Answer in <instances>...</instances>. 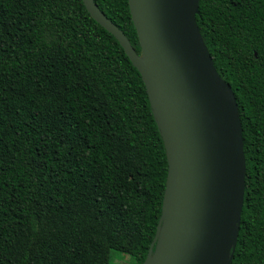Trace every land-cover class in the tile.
<instances>
[{
	"label": "trees",
	"instance_id": "trees-1",
	"mask_svg": "<svg viewBox=\"0 0 264 264\" xmlns=\"http://www.w3.org/2000/svg\"><path fill=\"white\" fill-rule=\"evenodd\" d=\"M93 1L140 54L127 0ZM195 21L242 127L231 264H264V0H199ZM167 171L141 76L83 1L0 0V264H142Z\"/></svg>",
	"mask_w": 264,
	"mask_h": 264
},
{
	"label": "water",
	"instance_id": "water-1",
	"mask_svg": "<svg viewBox=\"0 0 264 264\" xmlns=\"http://www.w3.org/2000/svg\"><path fill=\"white\" fill-rule=\"evenodd\" d=\"M82 1L139 72L166 152L161 216L142 264H231L245 186L242 127L200 37L199 0H127L140 54L93 0Z\"/></svg>",
	"mask_w": 264,
	"mask_h": 264
},
{
	"label": "rangeland",
	"instance_id": "rangeland-1",
	"mask_svg": "<svg viewBox=\"0 0 264 264\" xmlns=\"http://www.w3.org/2000/svg\"><path fill=\"white\" fill-rule=\"evenodd\" d=\"M111 264H132V263L129 256L117 252H112Z\"/></svg>",
	"mask_w": 264,
	"mask_h": 264
}]
</instances>
